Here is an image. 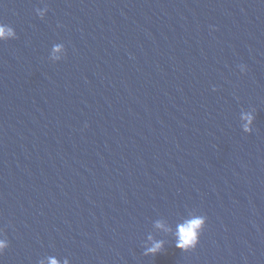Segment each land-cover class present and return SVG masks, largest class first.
<instances>
[{
  "label": "water",
  "instance_id": "95a60500",
  "mask_svg": "<svg viewBox=\"0 0 264 264\" xmlns=\"http://www.w3.org/2000/svg\"><path fill=\"white\" fill-rule=\"evenodd\" d=\"M0 24V264H264V0H0Z\"/></svg>",
  "mask_w": 264,
  "mask_h": 264
},
{
  "label": "clouds",
  "instance_id": "9594fccd",
  "mask_svg": "<svg viewBox=\"0 0 264 264\" xmlns=\"http://www.w3.org/2000/svg\"><path fill=\"white\" fill-rule=\"evenodd\" d=\"M15 32L14 29L6 24H0V38L7 39L9 37H14ZM55 51L61 53V55H54L52 57V62H58L62 60L66 54V49L64 45L61 43L56 46ZM240 71L244 72L246 70V66L240 65ZM215 90V89H213ZM244 119L247 121L244 124V131L246 133H250L252 131V123H253V115L249 112L244 116ZM206 216L204 215H196L191 217L190 219L185 220L182 224L177 225L175 236L176 242L175 246L182 251H189L196 248L199 243L200 236L204 231L206 225ZM156 227H162V225L157 222ZM151 239V237H149ZM165 242L163 240L157 241L153 244L152 247L148 248L144 255H156L160 253L164 249ZM9 247V242L6 238L0 239V255H3L4 251ZM49 264H59L58 260L52 257H49ZM63 264H70L68 259H65Z\"/></svg>",
  "mask_w": 264,
  "mask_h": 264
}]
</instances>
